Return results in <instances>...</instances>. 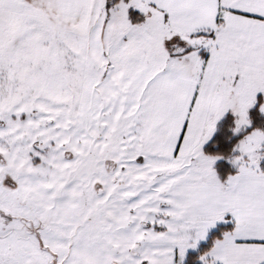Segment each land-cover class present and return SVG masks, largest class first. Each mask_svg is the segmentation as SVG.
<instances>
[{"label":"snow or ice","instance_id":"snow-or-ice-1","mask_svg":"<svg viewBox=\"0 0 264 264\" xmlns=\"http://www.w3.org/2000/svg\"><path fill=\"white\" fill-rule=\"evenodd\" d=\"M0 264H264V0H0Z\"/></svg>","mask_w":264,"mask_h":264}]
</instances>
